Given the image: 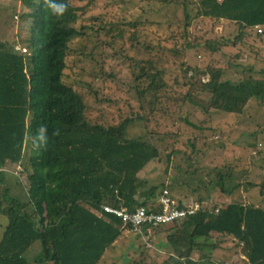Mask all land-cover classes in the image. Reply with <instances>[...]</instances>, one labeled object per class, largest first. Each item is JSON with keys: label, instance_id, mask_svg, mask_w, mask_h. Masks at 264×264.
I'll return each mask as SVG.
<instances>
[{"label": "trees", "instance_id": "16d2710c", "mask_svg": "<svg viewBox=\"0 0 264 264\" xmlns=\"http://www.w3.org/2000/svg\"><path fill=\"white\" fill-rule=\"evenodd\" d=\"M74 1L23 2L31 10L24 15L30 24V36L22 41L26 53L16 51V42L0 37V184L7 165L23 166L26 173L23 199L10 196L9 187L1 195L0 215L7 224L0 240V264L21 263L36 244L41 245V251H35L34 263L102 264L125 232L121 220L104 213L102 207L129 212L143 207L148 213L160 212L158 200L170 187L153 185L146 174L149 166L158 163H164L166 173L175 171L170 186H184L194 193L213 187L231 201L210 209L204 205L193 216L153 228L151 247L128 227L142 244L131 261L122 256L124 264H226L213 256L219 248L212 241L213 235L219 243L227 237L235 246L247 244L245 264H264V201L258 206L235 200L244 184L239 172L228 165L210 169L197 161V154L215 152L225 145L217 147L204 135L211 130V119L208 123L194 122L196 111L236 117L244 115L254 101L264 103V79L255 78L253 68L232 82L225 77V69L183 64L180 74L169 81L166 68L153 61L130 59L138 111L120 116L116 123L103 117L91 120L86 95L64 78L69 59L76 52L73 42L86 31L100 34L103 29L79 25L82 9L74 6ZM59 4L67 6L62 14L51 6ZM192 6L189 10L182 5L184 19L177 23L184 40L190 39L193 12L194 18L233 24L237 28L234 44L242 32L264 26V0H194ZM178 46L174 50L179 53L182 47ZM82 72L80 69L76 76L79 80ZM92 84L84 86L87 93L93 91ZM101 100L117 104L110 96ZM136 119L142 121L151 141L125 138L128 126ZM163 122L167 126L184 123L198 135L183 138V134L170 131L161 135L152 126L160 128ZM158 137L171 142L165 157ZM27 150L29 168L24 164ZM257 153L254 148L251 157ZM177 158L180 162L174 163ZM260 194L264 196V187ZM195 200L204 203L201 197ZM215 209L217 213L212 212Z\"/></svg>", "mask_w": 264, "mask_h": 264}, {"label": "rangeland", "instance_id": "374dc122", "mask_svg": "<svg viewBox=\"0 0 264 264\" xmlns=\"http://www.w3.org/2000/svg\"><path fill=\"white\" fill-rule=\"evenodd\" d=\"M193 2L194 0H75L73 2L74 6L82 9L79 12V25H92L96 29H103L100 34L86 31L81 39L73 42L76 52L74 58L69 59L67 76L64 78L68 85L86 95L88 117L91 120L96 121L103 117L110 123H116L120 116L130 111H138V98L132 90L130 59L138 62L153 61L159 68H166L168 70L166 79L169 81L180 74L183 64L199 69L207 66L225 69L227 70L225 77L232 82H237L241 76L248 73V69L253 68L254 77L264 79V75L261 74L264 70V36L259 37L253 29L242 32V36L234 44L233 38L237 28L233 24L226 21L215 23L203 17L194 18L195 12H193L189 29L190 39L180 38L183 30L178 29L177 23L184 19L182 5L186 4L189 10H193ZM29 12L31 10L21 5L19 1L0 0V37L16 42L15 47L25 51L27 50L22 41L30 36V24L24 15ZM15 16H18V19H15ZM169 23L173 26L169 27L167 25ZM171 38L175 40V44ZM178 44V47H182L179 53L174 50V46ZM85 55L91 57L85 58ZM80 69L84 72L79 80L76 76ZM204 80L206 81L207 78ZM89 82L93 83V93L84 90V86ZM95 92L97 95L94 94ZM102 96H110L112 100L117 101V104L103 103ZM194 117L195 124L208 123L211 119V130L205 131L204 135L217 147L225 145L223 149L216 148L215 152L209 150L205 155L197 154L195 156L197 161L210 169L227 165L233 167L239 172V175H236L243 177L241 182L244 183L234 199L244 204L260 206L264 201V196L260 194V190L264 187V103L254 101L242 116L229 117L217 112H211L210 116H207L196 111ZM152 127L161 135L169 131L179 132L183 134V138L198 135L194 128L181 122L179 126H167L163 122L160 128ZM125 138L151 141L140 119H136L128 126ZM159 138L158 145L165 157L169 154L171 142L160 141ZM198 144L200 145L201 142ZM254 148L258 153L252 158L251 152ZM28 154L27 150L24 159L27 168H29ZM179 160L180 158H177L173 162H180ZM163 164L149 166L147 177H151L153 185L164 184L170 187L168 190L177 200L201 197L209 209L231 201L224 199L218 189L213 187L194 193L184 186H170L175 171L170 169L166 173ZM22 170L23 166L15 165H7L4 168L0 199L5 187L10 188V196L24 198L26 173ZM246 182L254 186L246 187ZM6 224L7 219L0 215V240ZM137 236L126 228L115 246L108 250L102 264H124L123 255L131 261L134 255L140 253L144 241L139 240ZM212 241L219 244V248L213 253L215 259L226 264H245L247 261V244L235 246V242L227 237L221 239L219 243V238L215 235ZM146 244L147 247H151L149 240ZM37 249L41 251L40 244H36L19 264H50L34 263ZM195 258L197 259L198 256ZM215 264L220 262L216 261Z\"/></svg>", "mask_w": 264, "mask_h": 264}, {"label": "built area", "instance_id": "2783aa9c", "mask_svg": "<svg viewBox=\"0 0 264 264\" xmlns=\"http://www.w3.org/2000/svg\"><path fill=\"white\" fill-rule=\"evenodd\" d=\"M21 5H24L25 0H18ZM18 19V16H15ZM257 34H264V26H256L254 28ZM16 51L26 53L25 49L15 47ZM205 81V80H204ZM160 206V212L148 213L145 208H137L134 212H129L126 209H115L109 206H103L104 213L113 215L119 218L122 222V228H130L132 231L139 233L142 239L147 242L149 240L150 231L153 228L168 226L176 221H181L187 217L197 214L204 203H200L192 198H184L180 201L174 198L168 189L163 191V194L158 200ZM213 213H217L218 209L212 210ZM143 228H147V232L143 231ZM242 246L243 243H240Z\"/></svg>", "mask_w": 264, "mask_h": 264}, {"label": "clouds", "instance_id": "9594fccd", "mask_svg": "<svg viewBox=\"0 0 264 264\" xmlns=\"http://www.w3.org/2000/svg\"><path fill=\"white\" fill-rule=\"evenodd\" d=\"M53 8H55V10L58 12V13H63L64 11H66V5L64 4H59V5H51Z\"/></svg>", "mask_w": 264, "mask_h": 264}, {"label": "bare ground", "instance_id": "6f19581e", "mask_svg": "<svg viewBox=\"0 0 264 264\" xmlns=\"http://www.w3.org/2000/svg\"><path fill=\"white\" fill-rule=\"evenodd\" d=\"M148 244V243H147Z\"/></svg>", "mask_w": 264, "mask_h": 264}]
</instances>
